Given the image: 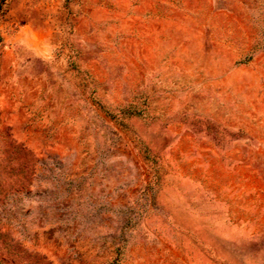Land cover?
Returning <instances> with one entry per match:
<instances>
[{
  "label": "rangeland",
  "instance_id": "1",
  "mask_svg": "<svg viewBox=\"0 0 264 264\" xmlns=\"http://www.w3.org/2000/svg\"><path fill=\"white\" fill-rule=\"evenodd\" d=\"M0 264H264V0H5Z\"/></svg>",
  "mask_w": 264,
  "mask_h": 264
},
{
  "label": "trees",
  "instance_id": "2",
  "mask_svg": "<svg viewBox=\"0 0 264 264\" xmlns=\"http://www.w3.org/2000/svg\"><path fill=\"white\" fill-rule=\"evenodd\" d=\"M5 0H0V13L3 12V5H4Z\"/></svg>",
  "mask_w": 264,
  "mask_h": 264
}]
</instances>
